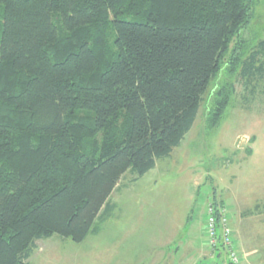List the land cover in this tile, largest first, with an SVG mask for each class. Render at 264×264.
Returning <instances> with one entry per match:
<instances>
[{"label":"trees","instance_id":"1","mask_svg":"<svg viewBox=\"0 0 264 264\" xmlns=\"http://www.w3.org/2000/svg\"><path fill=\"white\" fill-rule=\"evenodd\" d=\"M254 9L255 0H0V264H28L52 235L82 242L112 216L124 175L144 176L190 132ZM237 72L251 97L264 88V40ZM234 92L219 91L211 128Z\"/></svg>","mask_w":264,"mask_h":264},{"label":"rangeland","instance_id":"2","mask_svg":"<svg viewBox=\"0 0 264 264\" xmlns=\"http://www.w3.org/2000/svg\"><path fill=\"white\" fill-rule=\"evenodd\" d=\"M261 40L264 0H255L250 24L224 54L181 145L137 180L124 175L111 197L112 216L98 220L82 242L57 234L37 240L27 263L219 264L206 230L207 204L216 194L228 208L241 264H264V210L256 209L264 207V88L251 97L237 80ZM239 43L242 60L235 65ZM232 85L236 92L211 128L218 93Z\"/></svg>","mask_w":264,"mask_h":264},{"label":"built area","instance_id":"3","mask_svg":"<svg viewBox=\"0 0 264 264\" xmlns=\"http://www.w3.org/2000/svg\"><path fill=\"white\" fill-rule=\"evenodd\" d=\"M227 209L224 205H216L213 200L208 202L206 218L208 242L213 249L223 246L217 251L221 254L219 264H241L243 255L235 241Z\"/></svg>","mask_w":264,"mask_h":264},{"label":"crops","instance_id":"4","mask_svg":"<svg viewBox=\"0 0 264 264\" xmlns=\"http://www.w3.org/2000/svg\"><path fill=\"white\" fill-rule=\"evenodd\" d=\"M218 256L216 255V258H217ZM189 258V261H193L192 259H191V256H189L188 257ZM219 258V257H218ZM220 260V259H219ZM218 262V261H217ZM220 263V262H219ZM242 264H244V263H242Z\"/></svg>","mask_w":264,"mask_h":264}]
</instances>
